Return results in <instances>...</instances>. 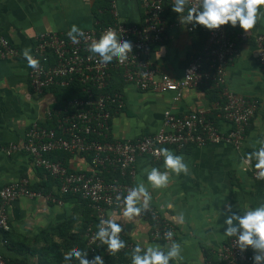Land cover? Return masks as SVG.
Listing matches in <instances>:
<instances>
[{"label": "crops", "instance_id": "obj_1", "mask_svg": "<svg viewBox=\"0 0 264 264\" xmlns=\"http://www.w3.org/2000/svg\"><path fill=\"white\" fill-rule=\"evenodd\" d=\"M166 2L162 14L167 26L165 36L161 43L151 47L150 60L160 73L180 79L188 60L201 48L203 34L199 29L189 32L178 14L171 11L175 0ZM105 3L106 0H0V35L19 53L16 58L0 59L2 145L21 141L32 122H44L46 108L67 97L55 90L41 96L33 94L27 80L29 66L22 52L28 49L31 55L34 40L42 33L67 34L73 25L85 31L94 29L97 23L103 24L99 14ZM117 13L122 23L138 25L144 21V10L138 0H120ZM250 32L264 34V12ZM255 54L252 43L241 45L226 69L228 88L258 102L239 149L226 145L188 147L183 151L166 148L183 156L188 172L172 176L163 189H152L143 173L144 168L152 167L163 171V158L155 162L142 156L136 161L132 187L145 184L152 197L149 208L174 227L173 240L181 245L182 259L172 260L170 264H217V254L228 241V237L222 236L226 216H218L224 212V205H230L232 212L242 215L248 208L264 203V181L253 180L243 170L248 155L264 141V67L257 64ZM117 73L111 74L109 87L122 93L124 105L111 119L112 139L133 140L155 133L165 110L185 115L201 108L212 110L220 103L218 96L205 88H188L174 102L173 94L142 92L123 84ZM211 118L220 129L228 128L217 119L216 113ZM57 161L70 171L90 170L83 156L69 155L66 160ZM21 179H26L33 190L41 189L45 194L56 190V183L35 168L28 156L21 153L6 156L0 152V189ZM168 203L173 205L172 209L166 207ZM6 212L8 231H0V255L16 264H55L51 253L60 254V264H64L66 253L81 248L85 252L86 231L96 226L93 211L75 196L63 197L61 204L45 198H19L7 206ZM122 212L123 209L111 211L108 216L119 219L121 239L133 249L138 244L165 247L170 243L151 238V220L139 216L129 221ZM177 213L183 214V223L173 220Z\"/></svg>", "mask_w": 264, "mask_h": 264}, {"label": "built area", "instance_id": "obj_2", "mask_svg": "<svg viewBox=\"0 0 264 264\" xmlns=\"http://www.w3.org/2000/svg\"><path fill=\"white\" fill-rule=\"evenodd\" d=\"M120 0H107L112 24L97 23L92 30L81 31L83 36L73 43L67 34L42 33L34 40L31 56L39 61L36 69H28V86L31 92L41 96L52 89L77 90L69 99L45 109L43 123L32 122L24 138L17 143L2 145L0 152L6 156L24 154L35 168L44 171L55 183L56 190L44 193L30 188L26 179L5 185L0 189V231H8L7 206L19 199H38L61 204L65 196L79 197L88 204L96 219V226L85 234V252L88 259L98 255V249L106 247L95 239L100 220L109 218L111 211L123 209L122 200L132 188L135 165L145 156L157 162L162 157L155 151L172 148L183 151L188 147L226 145L239 149L245 133L254 117L258 102L231 91L226 82V69L236 58L239 47L252 43L256 49L255 59L264 67V34L244 33L239 27L231 30L228 25L208 31L200 26L187 25L189 32L199 29L203 34L201 48L187 62L180 79L162 74L150 60L151 47L163 41L166 24L163 19V0H138L144 10L141 24L118 21L117 4ZM193 0H189L191 4ZM108 29L115 31L117 39L132 43V53L124 63L113 62L101 66L88 52V46ZM19 56L9 40L0 35V59ZM118 72L123 84L137 90L158 94H173L177 102L188 88H205L215 91L218 102L209 109H197L185 115L171 110L162 114L160 128L153 134L133 140L111 138V119L123 108L121 92H107L111 74ZM216 113L227 129L222 130L211 118ZM57 152L88 159L89 171H70L52 158ZM255 160L244 162L255 181H264L254 168ZM141 218L152 221L151 238L164 241L167 231L174 227L164 221L151 207ZM235 237L228 241L217 254V264H253L251 249L240 253ZM133 249L126 244L122 250ZM105 253H108L105 249ZM0 264H16L0 255Z\"/></svg>", "mask_w": 264, "mask_h": 264}, {"label": "clouds", "instance_id": "obj_3", "mask_svg": "<svg viewBox=\"0 0 264 264\" xmlns=\"http://www.w3.org/2000/svg\"><path fill=\"white\" fill-rule=\"evenodd\" d=\"M171 11L178 14L181 24L192 25L193 28L200 26L212 31L228 25L232 28L239 27L247 33L256 26L258 16L264 12V0H193L191 4L189 0H175ZM185 11L186 14H184ZM67 35L73 43H77L83 33L73 25ZM88 52L101 66L111 65L113 62L122 64L132 53V43L117 39L115 31L108 29L98 40L92 41L88 46ZM22 56L27 60L29 67L36 69L39 66V61L30 55V50L25 49ZM260 144L258 150L248 155L246 162L250 163L254 159V168L258 170L260 176L264 177V141ZM155 151L163 158L164 170L161 171L156 167L143 169L146 181L152 189L166 188L172 176L188 172V166L182 155H176L166 148ZM117 200H122L123 217L131 221L147 212L152 197L145 184L139 183L130 188L122 198L117 196ZM166 207L172 209L173 205L168 203ZM219 215L226 216L223 221L222 236L235 237L240 253L251 249L254 253L253 264H264V203L255 208H248L242 215L232 212L231 206L225 204L224 212L218 213ZM173 220L178 224L183 223V214L177 213ZM117 221L119 219L111 217L100 220L94 237L101 245H106V251L109 254H115L126 247L120 235L122 227ZM173 235L171 231L165 232V240L170 241L165 247L160 245L141 247L138 244L132 250L131 264H170L172 260L182 259L181 245L172 239ZM87 256L88 252L74 249L64 255V264H104V258L101 255L91 259Z\"/></svg>", "mask_w": 264, "mask_h": 264}, {"label": "trees", "instance_id": "obj_4", "mask_svg": "<svg viewBox=\"0 0 264 264\" xmlns=\"http://www.w3.org/2000/svg\"><path fill=\"white\" fill-rule=\"evenodd\" d=\"M163 3H164V7L166 6L167 2L166 0H163ZM100 17L103 19V24H112L113 23V19L111 18V16L109 15L108 13V3H107V0H106V3H105V6L100 10ZM115 73V72H113ZM118 74V73H117ZM119 77V75H118ZM120 81L122 82V80L120 79ZM52 90H55L57 91V93H63L64 96H67L63 99H69L72 95H74V93H76L78 91L77 90H72V89H67V90H60V89H52ZM107 92H120L119 90H116V88H113V86H110L106 89ZM211 91V90H210ZM211 93H215V91H211ZM217 95V94H216ZM62 96V95H61ZM62 100V98H61ZM69 155L67 153H63V152H57V153H54L52 155V158L54 160H66L67 157ZM58 158V159H57ZM87 162H88V159L86 158ZM38 190V189H37ZM105 249L106 247H101L98 249V255H101L103 258H104V264H131V253H132V250H120L119 252L115 253V254H109V253H105ZM81 251L84 252V248H81ZM57 254V253H56ZM53 255L51 253V258L55 261V264H60L62 262V257L60 254H57V255Z\"/></svg>", "mask_w": 264, "mask_h": 264}]
</instances>
